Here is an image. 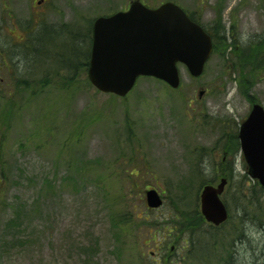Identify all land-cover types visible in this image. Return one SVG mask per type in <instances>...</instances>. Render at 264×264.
I'll use <instances>...</instances> for the list:
<instances>
[{
    "label": "rangeland",
    "instance_id": "374dc122",
    "mask_svg": "<svg viewBox=\"0 0 264 264\" xmlns=\"http://www.w3.org/2000/svg\"><path fill=\"white\" fill-rule=\"evenodd\" d=\"M131 1L0 0L6 27L0 51L22 46L29 21L84 31ZM140 1L151 8L175 2L204 26L221 21L229 40L217 41L199 77L179 64L178 89L140 77L123 98L96 91L80 65L72 72L60 67L36 89L21 71L25 61L9 53L18 77L32 86L16 88L0 54V264H198L191 258L202 248L190 249L183 235L164 241L163 225L196 195L200 209V184L216 185L222 177L229 192L224 237L237 225L234 193L246 166L240 152L215 153L221 133L215 122L228 120L230 132L248 115L249 98L264 107V66L254 70L264 54V0ZM57 29H50L55 37ZM236 43L248 50L231 46ZM233 160L230 180L219 164L228 169ZM152 188L164 199L157 209L146 206L145 191ZM250 221L234 245L235 264H264V221L262 228Z\"/></svg>",
    "mask_w": 264,
    "mask_h": 264
},
{
    "label": "water",
    "instance_id": "95a60500",
    "mask_svg": "<svg viewBox=\"0 0 264 264\" xmlns=\"http://www.w3.org/2000/svg\"><path fill=\"white\" fill-rule=\"evenodd\" d=\"M211 37L177 4L165 2L148 8L139 0L126 11L97 17L92 25V42L87 78L99 92L125 97L140 76L163 81L173 89L180 85L177 64L192 77H199L211 56ZM203 92H200V96ZM240 148L249 176L264 187V107L255 103L238 132ZM227 180L205 185L200 193V210L214 226L228 219L221 200ZM149 208L163 201L156 189L145 192Z\"/></svg>",
    "mask_w": 264,
    "mask_h": 264
},
{
    "label": "trees",
    "instance_id": "16d2710c",
    "mask_svg": "<svg viewBox=\"0 0 264 264\" xmlns=\"http://www.w3.org/2000/svg\"><path fill=\"white\" fill-rule=\"evenodd\" d=\"M189 17L193 21L201 24L193 15L189 14ZM92 22L93 21L88 24L84 31L80 29L75 31L66 24H62L60 29H57L46 22L34 24V26L32 21L27 22L22 28L24 34L22 38V46H14V50H10L11 53L9 50L5 49L0 51L1 65L4 66L6 70L13 72L14 79L16 80V88L26 86L24 88L28 89L31 84L30 80L23 82L22 77H18L17 65L13 64L10 54L25 61L21 71L23 70V76L31 78L34 88L36 89L45 88L49 84V76L58 74L60 67L63 71L72 72L77 65H80L86 72L90 58ZM12 25H10L11 28L15 27ZM202 26L212 38L214 51L217 46V41L220 42L224 39L229 40L227 36L229 35V32L227 33V30L222 25L221 21L214 20L210 26ZM3 28L5 29L6 27L4 24L0 23V33ZM50 29H57L56 37ZM215 32L217 34H215ZM60 38L62 51H60ZM257 41L258 40H252L250 45ZM77 43H79V45ZM80 45L83 46V50H80ZM231 46L237 47L241 51H247L249 45L246 46L240 43L238 45L236 43V45L231 44ZM78 59H82L81 64H78ZM263 66L264 54L257 59L254 70L262 69ZM241 67L244 68L245 66L241 65ZM38 73L39 78H36ZM249 101L251 103L255 102L253 98H249ZM215 125H217L221 131L219 137L215 141V153L221 156L226 154L237 155L240 152V145L237 137L238 125L236 124L230 132H228L230 127L228 120H220L217 123L215 122ZM219 165L221 167L220 175L227 174L229 179L232 180L233 172L235 170L234 160L232 161V165L231 161L228 162V169L223 168V161H221ZM196 173L200 174V176L202 175L200 169H196ZM3 179V173L0 171V182ZM212 182L213 180L208 182L205 181L202 182L200 186ZM225 194V204L227 206L229 192H226ZM234 197L237 200V207L239 208V212H237L239 219L235 228L230 227L227 230L225 237L223 228L230 223L229 218L224 224L218 227L207 223L197 208L198 199L196 195L192 206H188L187 208L182 207L184 212H174L173 218L163 225V236H165V238L169 236L168 238H170H164V241L168 240V243H175V241L172 240L173 237L183 235L186 237L184 240L185 245H188L190 249L195 250V248H202V251H200L199 254H196V256L191 258V260L197 261L198 264H235L233 248L237 241L242 242L245 226L249 224L246 222L251 219L252 221L250 222H252L253 225H257L259 228L263 227L264 188H262L255 180L250 179L245 173L240 179V187L234 193ZM173 201L175 204L174 208L180 209L178 206L180 203L179 199L173 198ZM184 213L185 215L183 218ZM4 237L5 234H3V230H0V260L3 259L2 254H4V251L1 248V243L4 241Z\"/></svg>",
    "mask_w": 264,
    "mask_h": 264
},
{
    "label": "flooded vegetation",
    "instance_id": "af4514ba",
    "mask_svg": "<svg viewBox=\"0 0 264 264\" xmlns=\"http://www.w3.org/2000/svg\"><path fill=\"white\" fill-rule=\"evenodd\" d=\"M42 1H44V0H42Z\"/></svg>",
    "mask_w": 264,
    "mask_h": 264
}]
</instances>
